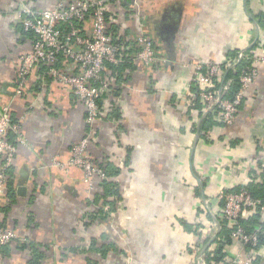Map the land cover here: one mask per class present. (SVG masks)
I'll return each instance as SVG.
<instances>
[{
	"label": "crops",
	"instance_id": "1",
	"mask_svg": "<svg viewBox=\"0 0 264 264\" xmlns=\"http://www.w3.org/2000/svg\"><path fill=\"white\" fill-rule=\"evenodd\" d=\"M56 2L0 0V113L9 106L24 139L0 195V225L18 235L3 247V264H197V227L215 221L204 200L214 204L220 188L238 189L264 163V61L232 127L217 121L202 136L203 117L196 102L189 114L184 95L197 60L222 62L256 42L264 56V0H112L126 42L148 35L159 61L136 60L121 93L106 99L121 118L91 127L73 91L44 81L39 68L16 91L20 56L33 44L17 27V10ZM88 135V154L119 168L113 179L122 192L116 210L95 221L89 215L100 205L102 181L89 189L80 167L56 164ZM249 251L237 243L227 258ZM258 255L264 264V244Z\"/></svg>",
	"mask_w": 264,
	"mask_h": 264
},
{
	"label": "built area",
	"instance_id": "2",
	"mask_svg": "<svg viewBox=\"0 0 264 264\" xmlns=\"http://www.w3.org/2000/svg\"><path fill=\"white\" fill-rule=\"evenodd\" d=\"M111 2L112 0H57L50 9H36L28 5L19 8V21L25 31L33 34V44L29 51L20 56L17 93L23 92L27 77L36 68L44 66L41 78L46 81L51 77L73 91L77 101L85 108L87 125L91 127L98 119L105 118L112 109L108 107L106 99L107 96L114 95L111 85L114 86L117 81L112 66H120L125 57L130 55L126 52L130 46L125 39L120 44L115 43L111 26L119 21L111 10ZM89 20L92 28L88 33L82 34L80 26ZM120 35L123 36L121 33ZM135 46L136 50L132 55L134 62L137 60L145 65H153L159 61L156 45L148 35L140 34ZM245 50H240L235 57L226 58L222 62H194L191 80L184 95L186 108L192 107L199 99L202 117L213 113L214 119L225 127L234 126L240 106L258 78L261 62L264 61L263 55L256 56L252 68L241 71L239 91L232 98L225 97L231 83V80L224 83L223 79L227 74L225 67L235 69L247 56ZM89 139L88 135L74 143L68 161H56V164L63 168L80 167L84 172L85 183L89 189H93L98 179H105V173L87 152ZM18 141L24 142L20 123L14 120L9 106H5L0 113V195L6 192ZM255 169L260 171L261 168L256 166ZM253 179L252 174L251 179L238 189L229 186L220 188L216 193L215 205L204 200V209L213 215L215 221L206 226L207 230L201 231L202 241L206 237H210L209 242L213 237L217 238L222 230L220 220H223L231 240L225 246L226 251H232L237 243L250 248L245 256L238 252L229 260L226 256L227 264H259V239L264 235V228L257 224L249 231L242 223L254 215H259L260 221L264 222V203L261 199L254 198L246 187ZM210 232L213 234H209ZM17 237L14 229L0 225V264H3V247ZM206 245L202 243L197 264H208Z\"/></svg>",
	"mask_w": 264,
	"mask_h": 264
},
{
	"label": "trees",
	"instance_id": "3",
	"mask_svg": "<svg viewBox=\"0 0 264 264\" xmlns=\"http://www.w3.org/2000/svg\"><path fill=\"white\" fill-rule=\"evenodd\" d=\"M114 16L117 17V14L115 13ZM17 27L19 28V30H22L23 34L32 35L33 37V34L31 32L25 31L20 21ZM80 28H82L81 30L82 34L88 33L90 29L92 28V22L90 20L86 21V23H84L82 27L80 26ZM111 30L114 33L115 43H118V44L122 43L123 42L122 40H124L125 38H123V36L120 35L119 33V23H112ZM127 43H128V46L130 47L126 52L130 53V55L128 57H125L124 62L120 66L118 67L112 66L113 73L117 76V81L115 85L114 86L111 85V87L114 90L113 96H117L121 93L120 92V86H121L120 82L121 80H124L126 78L128 71H130L132 64L134 63V59L132 58V55H133V52L136 50L135 42L130 40ZM258 45H259V42H256L253 46L245 50V53L247 56L240 61V63L237 65L235 69L234 68L230 69L229 67H225V64H224L225 72H227L226 76L223 79L224 83H227L229 80H231V83L229 85V90L226 92L225 97L232 98L239 91L240 86H241V83H240L241 71L243 69L252 68L253 60L257 56L255 49L258 47ZM239 51H240L239 49L231 50L228 53L227 58L235 57ZM64 67H66V65H64ZM39 70L40 72L41 71L43 72L45 70V67L40 66ZM104 94L106 95V93ZM243 103L241 104L240 109L243 106ZM194 108L197 109V110L195 109L196 110L195 113L198 116L202 117L203 114L201 111V104H200L199 99L196 100V104ZM192 110H193V107H188L189 114H191ZM121 115L122 113H121L120 107L116 106L114 103L112 106V109L109 111L106 118L119 120L121 118ZM216 124H218V122L216 119H214L213 113H208L207 115H205L202 119L201 126H200L202 136L208 137L209 129ZM194 126H196V124H194ZM233 142L234 141H232V144ZM95 162L96 164L99 165V167H101L104 170L105 179L102 180V185L104 187V191L102 195L97 194L96 195L97 198H95V201L96 202L99 201L100 205H98L99 207L94 213H91L89 215V218H91L94 221L96 219L98 220H100L101 218L104 219L107 217V215L111 211L116 210V206L119 203L120 199L122 198V192H121L119 183L113 179L115 176L119 174L120 172L119 168L111 162H105V161L99 162L97 159ZM259 168H261L260 171L253 170L254 179L246 187L254 198L261 199L262 202L264 203V167H263V164L259 165L258 169ZM256 178H260V180L258 181ZM220 222L222 224L221 232L219 233L217 239L212 241V243H210V245L207 247L205 251L206 260L208 264H227V261L225 258L227 256V252L225 251L224 247L227 244H229L231 240H230L229 231L226 228L225 222L223 220H220ZM242 223L245 225V227H247L249 231H252L254 229V226H256L257 224L262 225V227L264 228V222L260 221L259 215H254L250 219L244 220ZM199 226L197 227L196 232L201 237V232L198 230ZM200 240L202 241V238ZM209 240H210V237H206L205 239H203L204 244L206 245L209 242ZM259 240H260V243H259L260 246L263 245L264 235H261ZM91 246L92 248L96 246L95 237L91 242ZM105 252L106 251H104V254Z\"/></svg>",
	"mask_w": 264,
	"mask_h": 264
},
{
	"label": "water",
	"instance_id": "4",
	"mask_svg": "<svg viewBox=\"0 0 264 264\" xmlns=\"http://www.w3.org/2000/svg\"><path fill=\"white\" fill-rule=\"evenodd\" d=\"M216 239V237H213L212 239H211V241L205 246V249H206V247H208L209 245H210V243H212V241H214Z\"/></svg>",
	"mask_w": 264,
	"mask_h": 264
},
{
	"label": "rangeland",
	"instance_id": "5",
	"mask_svg": "<svg viewBox=\"0 0 264 264\" xmlns=\"http://www.w3.org/2000/svg\"><path fill=\"white\" fill-rule=\"evenodd\" d=\"M184 105H185V108H186V104L184 103Z\"/></svg>",
	"mask_w": 264,
	"mask_h": 264
}]
</instances>
